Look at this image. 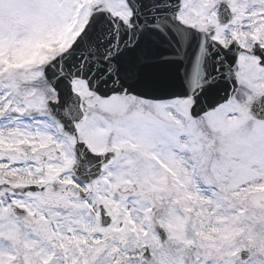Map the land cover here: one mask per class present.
<instances>
[{"label":"snow or ice","instance_id":"obj_1","mask_svg":"<svg viewBox=\"0 0 264 264\" xmlns=\"http://www.w3.org/2000/svg\"><path fill=\"white\" fill-rule=\"evenodd\" d=\"M0 264H264V0H0Z\"/></svg>","mask_w":264,"mask_h":264}]
</instances>
